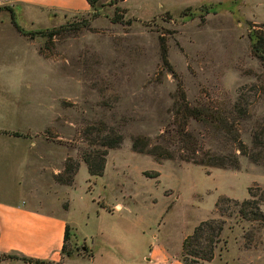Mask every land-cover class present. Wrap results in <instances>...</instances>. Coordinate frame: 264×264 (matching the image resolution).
<instances>
[{"label":"rangeland","instance_id":"rangeland-1","mask_svg":"<svg viewBox=\"0 0 264 264\" xmlns=\"http://www.w3.org/2000/svg\"><path fill=\"white\" fill-rule=\"evenodd\" d=\"M4 4L0 92L11 89L29 107L31 116L21 112V120L29 118L28 134L38 142L30 182L40 195L49 184L65 186L58 193L72 224L65 255L79 256L68 264H182L183 239L210 219L225 221L218 256L264 264V227L241 220L233 204L247 200L249 189L264 190V166L239 155L215 124L192 119L187 131L203 151L235 156L237 168L157 163L131 149L134 137L170 148L180 91L208 114L236 103L247 108L235 124L252 148V133L264 126V69L248 31L264 26V0H98L94 9L81 2L77 13H50L32 24L18 17L22 30L43 32L34 39L15 29ZM2 103L11 102L1 95ZM89 127L99 132L87 135ZM110 131L122 143L107 150L103 176L90 177L82 157L100 148L89 139ZM73 162V183H58ZM252 229L250 242L244 237ZM91 249L94 262L82 258Z\"/></svg>","mask_w":264,"mask_h":264},{"label":"crops","instance_id":"crops-1","mask_svg":"<svg viewBox=\"0 0 264 264\" xmlns=\"http://www.w3.org/2000/svg\"><path fill=\"white\" fill-rule=\"evenodd\" d=\"M2 1L13 10L16 22L18 17H23L31 24L36 21L35 17L48 18L50 13H77V6L86 3L85 0ZM8 91L0 92V96L11 102L7 106L0 104V255H16L45 264H68L79 256L63 258L61 254L65 229L72 225L66 216L68 209L63 207V200L58 196L65 186L49 184L42 190L44 195H40L30 182V163L38 142L34 135L28 134L31 129L29 118L21 120V112L31 116L29 107H22L18 95L11 89ZM15 99L18 101L14 102ZM90 253L89 257L82 258L94 262L97 253L93 250ZM211 262L236 264L216 252ZM0 264L28 263L6 260Z\"/></svg>","mask_w":264,"mask_h":264},{"label":"trees","instance_id":"trees-1","mask_svg":"<svg viewBox=\"0 0 264 264\" xmlns=\"http://www.w3.org/2000/svg\"><path fill=\"white\" fill-rule=\"evenodd\" d=\"M88 6L94 9L98 0H85ZM10 13V20L12 25L22 35L34 39L37 35H42V31L28 32L22 30L16 20L12 9L5 8ZM52 33V32H51ZM248 39L250 42L251 54L259 60L264 69V26L261 30L252 28L248 31ZM164 60L166 59V49L162 48ZM180 107L175 112L178 122L176 123L174 134L169 135V147L159 144H151L150 140L145 137H134L131 141V149L138 154H146L152 159L160 163L162 161L179 160L183 162L192 163L196 166L210 167V168H237L238 160L233 158H226L223 156L209 155L204 152L199 140L194 138L187 131L188 120L192 119L197 122H204L215 124L217 130L232 143L236 145L238 154L248 158L251 162L264 166V126H259L252 133V148L248 149L239 139L238 131L236 129V121L248 116L247 108H242L239 103L234 104L230 111L219 113L214 112L208 114L205 111L189 106L186 96L183 91L179 92ZM87 135H91L93 131L99 132L94 127H89L86 130ZM169 133V132H168ZM90 145H97L100 149L93 150L82 157L85 163L87 172L90 177H102L105 169V159L107 150L117 149L122 143V136L112 131L103 135L96 136V139H89ZM79 170L77 163H65L63 174L65 178L57 177L60 184L71 185L74 177ZM249 198L241 203L233 202L234 206L238 208L237 216L246 222L256 225L257 229L264 227V190L260 187H255L248 190ZM228 201V200H227ZM217 207V205H216ZM219 211L224 214L221 209ZM225 221L223 219H210L200 222L187 235L181 244V252L179 260L182 264H208L214 257L216 249L222 242V232L224 230ZM253 229L244 237L245 240L253 241ZM69 239V228L66 227L64 234V245L61 254L64 256H71V253L65 255L66 243ZM6 260H21L28 264H45L38 260L31 258L19 257L16 255H0V262Z\"/></svg>","mask_w":264,"mask_h":264}]
</instances>
